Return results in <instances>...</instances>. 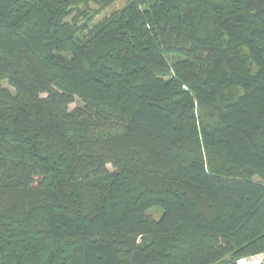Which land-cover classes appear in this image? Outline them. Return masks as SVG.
Here are the masks:
<instances>
[{
  "label": "trees",
  "instance_id": "trees-1",
  "mask_svg": "<svg viewBox=\"0 0 264 264\" xmlns=\"http://www.w3.org/2000/svg\"><path fill=\"white\" fill-rule=\"evenodd\" d=\"M118 1L0 0V264L264 255V0Z\"/></svg>",
  "mask_w": 264,
  "mask_h": 264
},
{
  "label": "rangeland",
  "instance_id": "rangeland-1",
  "mask_svg": "<svg viewBox=\"0 0 264 264\" xmlns=\"http://www.w3.org/2000/svg\"><path fill=\"white\" fill-rule=\"evenodd\" d=\"M125 2H126L125 0H120L117 3L113 4L108 10L102 12L101 15H99V17L97 19L102 18L105 14H108L114 10L122 8L124 6ZM92 7L94 10H96L98 8L96 5H93ZM74 107H75V105L72 106V108H74ZM109 168H111V166ZM154 213L157 217L160 216L159 212L155 211ZM238 264H264V255L253 257V258L242 259L238 262Z\"/></svg>",
  "mask_w": 264,
  "mask_h": 264
}]
</instances>
